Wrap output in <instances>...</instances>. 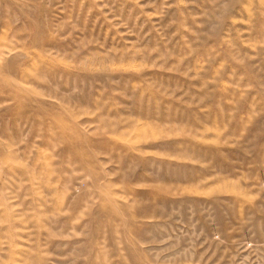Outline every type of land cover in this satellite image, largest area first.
I'll list each match as a JSON object with an SVG mask.
<instances>
[{
    "label": "rangeland",
    "instance_id": "374dc122",
    "mask_svg": "<svg viewBox=\"0 0 264 264\" xmlns=\"http://www.w3.org/2000/svg\"><path fill=\"white\" fill-rule=\"evenodd\" d=\"M0 264H264V0H0Z\"/></svg>",
    "mask_w": 264,
    "mask_h": 264
}]
</instances>
